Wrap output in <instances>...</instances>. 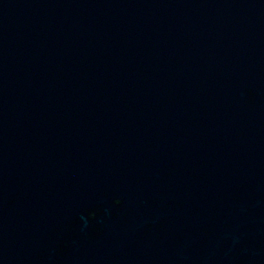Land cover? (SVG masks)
<instances>
[{
  "label": "water",
  "instance_id": "obj_1",
  "mask_svg": "<svg viewBox=\"0 0 264 264\" xmlns=\"http://www.w3.org/2000/svg\"><path fill=\"white\" fill-rule=\"evenodd\" d=\"M0 264H264V0H0Z\"/></svg>",
  "mask_w": 264,
  "mask_h": 264
}]
</instances>
